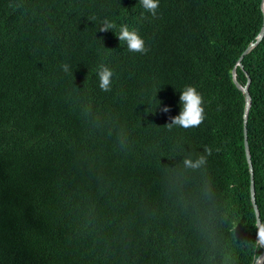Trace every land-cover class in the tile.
Returning a JSON list of instances; mask_svg holds the SVG:
<instances>
[{
    "label": "trees",
    "instance_id": "1",
    "mask_svg": "<svg viewBox=\"0 0 264 264\" xmlns=\"http://www.w3.org/2000/svg\"><path fill=\"white\" fill-rule=\"evenodd\" d=\"M105 20L115 27L101 31ZM262 22V0H160L155 17L140 0H0V264H253L262 246L232 70L250 78L264 224V38L238 65ZM125 24L146 53L117 38ZM186 85L206 118L169 127ZM202 155L205 166L185 165Z\"/></svg>",
    "mask_w": 264,
    "mask_h": 264
},
{
    "label": "clouds",
    "instance_id": "2",
    "mask_svg": "<svg viewBox=\"0 0 264 264\" xmlns=\"http://www.w3.org/2000/svg\"><path fill=\"white\" fill-rule=\"evenodd\" d=\"M140 4L148 14L155 17L158 14L160 0H140ZM115 25L110 20H105L101 26V31L112 30ZM120 41H123L127 46V50L135 53H146V41L136 28H130L128 25H121L116 35ZM65 72H69V66L63 65ZM99 84L102 90L108 91L111 88L114 76L113 70L105 64L98 67L96 72ZM162 104V102L160 101ZM180 112L178 115L171 117L172 126H179L184 129H189L199 126L206 118L205 100L202 93L194 85H186L181 91L179 96ZM163 112L168 113L171 111L170 106L163 105ZM205 153L210 156L212 149L205 146ZM207 163L206 156H199L195 160H186L185 165L189 167L201 168ZM257 240L264 243V224L257 226Z\"/></svg>",
    "mask_w": 264,
    "mask_h": 264
},
{
    "label": "water",
    "instance_id": "3",
    "mask_svg": "<svg viewBox=\"0 0 264 264\" xmlns=\"http://www.w3.org/2000/svg\"><path fill=\"white\" fill-rule=\"evenodd\" d=\"M262 12H263V22H262V26L261 29L258 33V35L256 36V39L254 42H252L242 53V55L240 56L239 60H238V65H241V61L243 60V57L245 55H247L254 47H256L264 38V0H262ZM246 83L245 85H240L237 80H236V71L235 68L232 70V80L235 84V86L237 87V89L239 91H241L244 94V100H245V105H244V109H243V138H244V151H245V157H246V161L248 164V168H249V173H250V198H251V203H252V207L255 213V218H256V226L258 225H262L261 221H260V215H259V210L258 207L256 205V201H255V188H254V180H253V167H252V162H251V156H250V151H249V146H248V140H247V120H248V114H249V110L251 108V96L249 93V85H250V78L248 76H246ZM261 246H262V251L261 253L257 256V258L255 259L253 264H264L261 263L262 261H264V243L261 242Z\"/></svg>",
    "mask_w": 264,
    "mask_h": 264
},
{
    "label": "bare ground",
    "instance_id": "4",
    "mask_svg": "<svg viewBox=\"0 0 264 264\" xmlns=\"http://www.w3.org/2000/svg\"><path fill=\"white\" fill-rule=\"evenodd\" d=\"M264 261H262L261 263H263Z\"/></svg>",
    "mask_w": 264,
    "mask_h": 264
}]
</instances>
